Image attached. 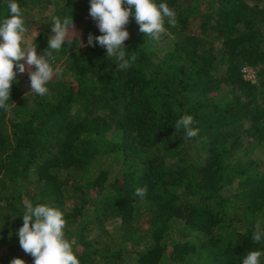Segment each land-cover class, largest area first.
Segmentation results:
<instances>
[{"label":"trees","instance_id":"1","mask_svg":"<svg viewBox=\"0 0 264 264\" xmlns=\"http://www.w3.org/2000/svg\"><path fill=\"white\" fill-rule=\"evenodd\" d=\"M160 2L177 25L153 41L133 10L124 50L137 59L118 71L87 46L101 35L90 0H17L38 55L52 16L75 30L48 93L18 73L0 109V264H33L18 238L26 202L64 213L80 264H242L264 250L252 240L264 229V0ZM184 114L197 137L175 131Z\"/></svg>","mask_w":264,"mask_h":264},{"label":"clouds","instance_id":"2","mask_svg":"<svg viewBox=\"0 0 264 264\" xmlns=\"http://www.w3.org/2000/svg\"><path fill=\"white\" fill-rule=\"evenodd\" d=\"M9 15L0 20V109L10 111L7 103L11 99L13 83L17 82L18 73L27 71L31 93L46 95L47 84L59 69H54L56 57L62 49L70 30H75L72 15L52 16L51 35L42 55L37 54V44L26 38L28 32L17 0H4ZM124 5H127L126 7ZM139 25V31L153 41L159 40L166 32L165 21L175 27L176 12L167 3L157 0H90L89 15L96 21L101 35L89 33L87 46L97 44L106 49L107 57H115L116 68L124 71L132 67L137 57L125 52L124 42L129 39L127 30L129 18L133 15ZM71 43V41H69ZM250 68V67H249ZM252 69V68H251ZM192 115L184 114L176 120L174 129H183L185 139L198 136L200 129L195 128ZM148 186H137L135 195L144 198ZM23 224L18 229L19 244L22 250L31 255L33 264H80L74 251V242L65 234L67 221L64 213L48 204L33 206L25 203L22 215ZM255 244H264V229L257 226L252 235ZM264 250H249L242 259V264H261ZM10 264H26L21 258H13Z\"/></svg>","mask_w":264,"mask_h":264},{"label":"built area","instance_id":"3","mask_svg":"<svg viewBox=\"0 0 264 264\" xmlns=\"http://www.w3.org/2000/svg\"><path fill=\"white\" fill-rule=\"evenodd\" d=\"M245 72V77L248 79H254L255 78V72L253 69L251 68H245L244 69Z\"/></svg>","mask_w":264,"mask_h":264},{"label":"rangeland","instance_id":"4","mask_svg":"<svg viewBox=\"0 0 264 264\" xmlns=\"http://www.w3.org/2000/svg\"><path fill=\"white\" fill-rule=\"evenodd\" d=\"M36 35H37V31L31 32L30 34H26V38L29 39L31 42H33V39L35 38Z\"/></svg>","mask_w":264,"mask_h":264}]
</instances>
